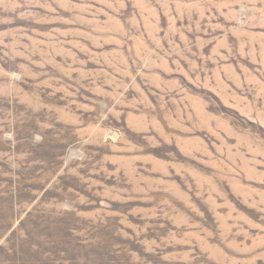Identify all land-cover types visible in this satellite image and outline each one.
<instances>
[{
  "label": "rangeland",
  "instance_id": "1",
  "mask_svg": "<svg viewBox=\"0 0 264 264\" xmlns=\"http://www.w3.org/2000/svg\"><path fill=\"white\" fill-rule=\"evenodd\" d=\"M0 264H264V0H0Z\"/></svg>",
  "mask_w": 264,
  "mask_h": 264
}]
</instances>
